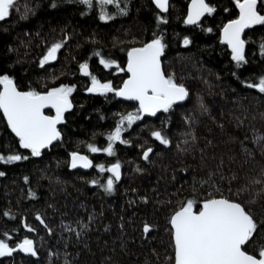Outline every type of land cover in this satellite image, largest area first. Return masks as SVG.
<instances>
[{"label": "trees", "instance_id": "trees-1", "mask_svg": "<svg viewBox=\"0 0 264 264\" xmlns=\"http://www.w3.org/2000/svg\"><path fill=\"white\" fill-rule=\"evenodd\" d=\"M190 1L170 0L168 12L161 14L151 0H118L119 8L97 0L91 8L79 0H17L0 22V76H9L22 92L45 93L61 85L75 89L69 97L72 109L57 127L61 139L38 157L19 146L0 111V154L28 157L0 163L5 173L0 176V240L16 247L31 239L36 250L33 257H0V264H174L173 214L189 200L198 211L205 200L221 197L240 203L257 222L254 240L243 249L259 257L264 247V93L247 85L264 78V25L243 35L245 62L237 66L220 40L227 18L236 14L213 12L186 26ZM206 1L216 8L221 0ZM259 5L264 14V0ZM103 13L112 18L102 20ZM157 38L165 45L162 70L184 85L189 97L131 128L125 122L127 143H115V155L92 153L89 145L108 146L121 116L137 113L139 105L121 101L114 92H89L91 77H80V64L88 63L101 83L118 89L127 72L106 69L99 59L126 69L127 52ZM60 41L66 43L55 64L41 67L45 52ZM153 131H161L169 145L156 141ZM148 148L153 151L144 160ZM72 153L89 157L90 171L71 170ZM116 162L121 179L108 193L104 185L110 174L100 173L98 166ZM145 225L150 232L143 231Z\"/></svg>", "mask_w": 264, "mask_h": 264}, {"label": "snow or ice", "instance_id": "snow-or-ice-1", "mask_svg": "<svg viewBox=\"0 0 264 264\" xmlns=\"http://www.w3.org/2000/svg\"><path fill=\"white\" fill-rule=\"evenodd\" d=\"M80 3L91 8L94 0H79ZM101 5H114L119 8L118 0H98ZM260 0H236L239 9V18L231 21L223 27L222 43L231 49L232 60L237 66L245 62V41L241 38L245 29L254 25H264V14L258 11ZM156 7L161 12H168L169 0H154ZM17 0H0V22L9 16ZM55 7V5H53ZM124 10L121 9V12ZM215 9L206 0H191V7L186 19L189 25H198L205 14L212 15ZM100 18L107 21L112 17L103 13ZM162 23L166 20L161 18ZM211 31V29H208ZM66 41L53 43L41 59L40 66L54 62L57 54L64 47ZM187 46L190 41H183ZM165 45L161 39H154L140 48L128 51L126 69L120 68L114 61L101 57L99 63L104 68L116 67L120 71H127L129 78L123 82L120 89H114L112 84L101 83L89 71V64H80V71L84 76L91 77L89 92L105 95L114 92L124 100L138 102L137 113H128L121 116L115 131L107 137L109 143L104 149L89 145L92 153L105 152L108 156L115 155L113 145L117 142L127 143L122 139V132L143 119L144 116H156L159 112L168 113L174 105L180 104L189 97V92L184 85L166 76L161 67L160 57L164 53ZM264 48V45H262ZM100 56L99 53H95ZM0 111L7 120L11 131L19 140V146L30 150L32 156H40L43 149L49 148L55 141L61 139L57 125L64 123V114L72 109L69 99L74 86L61 85L52 88L45 93L36 91L22 92L7 75L0 76ZM248 87H256L260 93H264V78L256 85L248 84ZM201 108L204 106L201 104ZM45 109H54L55 116L45 114ZM206 110V109H205ZM152 137L162 145H169V139L161 131H153ZM260 139L259 137L257 138ZM152 148L143 153V159L148 160ZM28 159L20 154L2 155L0 163L12 164L20 160ZM71 167L91 168L93 163L86 156L72 153ZM100 173H110L104 190L113 192L115 184L121 179V165L119 162L110 167L98 166ZM5 175L0 171V176ZM93 184L98 183L93 181ZM8 215V213H5ZM37 219L43 223L39 216ZM173 230L175 249V264H264V247L259 251V258L248 254L243 246L254 240L258 224L249 211L236 201L226 198H210L202 203L198 211L194 210V201H187L186 205L177 210L170 219ZM72 230V229H69ZM28 231L33 229L28 228ZM143 231H151L150 226L145 225ZM15 251H22L33 256L36 250L31 239H24L18 248L9 246L0 240V257L11 256Z\"/></svg>", "mask_w": 264, "mask_h": 264}, {"label": "water", "instance_id": "water-1", "mask_svg": "<svg viewBox=\"0 0 264 264\" xmlns=\"http://www.w3.org/2000/svg\"><path fill=\"white\" fill-rule=\"evenodd\" d=\"M169 2H170V0H169ZM151 3H152V6H154V8L156 9V10H158L161 14L162 13H164V12H161L157 7H156V5H155V3H154V0H151ZM190 7H191V1L189 2V4H188V6H187V12H186V16H185V25L187 26H196V25H189V24H187L186 23V19H187V16H188V13H189V10H190ZM203 18H204V16L203 17H201V20H200V22L203 20ZM239 18V16L237 17V19ZM234 21V20H233ZM199 22V23H200ZM231 22V21H230ZM230 22H228V23H230ZM228 23H226L225 25H227ZM224 25V26H225ZM223 26V27H224ZM223 27L221 28V31H220V40L222 41V39H223ZM250 28H248V29H245L244 30V33L242 34V37H243V35L249 30ZM241 37V38H242ZM147 44V43H146ZM145 44V45H146ZM224 44V43H223ZM144 45V46H145ZM227 48H228V50L231 52V49H230V47L228 46V45H226V44H224ZM130 51V50H129ZM46 53H47V51L45 52V54H44V56L46 55ZM128 53V52H127ZM127 55V54H126ZM43 56V57H44ZM160 59H161V57H160ZM55 62H56V60L54 61V62H51V63H48L49 65H54L55 64ZM127 62H128V56H127V61H126V64H125V66H127ZM127 72V71H126ZM79 75H80V77H82V78H87L88 76H84L82 73H81V71L79 70ZM129 73H127V78L125 79V80H127L128 78H129ZM124 80V81H125ZM123 81V82H124ZM122 86H123V83L120 85V87H119V89L120 88H122ZM2 88H3V86L1 87V89L0 90H2ZM117 98L118 99H120L121 101H127V102H134V103H137L138 104V102H136V101H128V100H124V99H122L121 97H118L117 96ZM177 105H179V104H177ZM48 110H51V111H54L55 112V110L54 109H45L44 111H48ZM159 113H161V112H159ZM1 114H2V116H4L3 115V113H2V111H1ZM158 114V113H157ZM145 118H153V116H144ZM5 118V117H4ZM6 119V118H5ZM7 121V120H6ZM12 132V131H11ZM12 135L14 136V137H16L15 136V134L12 132ZM56 142V141H55ZM54 142V143H55ZM78 154V153H77ZM79 155H81V154H79ZM72 156V155H71ZM71 156L69 157V159H68V165H69V167L71 168V170H79V171H81V172H88V171H90V169L91 168H83V167H77V168H72L71 167ZM82 156H85V155H82ZM87 157V156H86ZM88 158V157H87ZM89 159V158H88ZM110 174V173H109ZM111 175V174H110ZM174 215V214H173ZM170 229H172L171 228V225H170ZM172 239H173V230H172ZM22 243V242H21ZM20 244V243H19ZM19 244H17L16 245V248H18V246H19ZM173 250H174V264H175V249H174V240H173ZM13 254H18V255H20L21 257L22 256H24V257H33V255H31V254H27V253H24V252H22V251H15V252H13ZM6 257H8V256H6ZM257 258H259V257H257Z\"/></svg>", "mask_w": 264, "mask_h": 264}, {"label": "flooded vegetation", "instance_id": "flooded-vegetation-1", "mask_svg": "<svg viewBox=\"0 0 264 264\" xmlns=\"http://www.w3.org/2000/svg\"><path fill=\"white\" fill-rule=\"evenodd\" d=\"M206 3H207V1H206ZM212 7V6H211ZM258 8H262L263 6H260L259 5V3H258V6H257ZM215 9V11L214 12H219V11H221L222 12V14L223 13H230V12H233L234 14H236V17L235 18H233V15H230L227 19H228V22H230V21H233V20H236L237 19V17L239 16V9H238V7H237V3H236V0H221V1H219L218 2V4H217V6H216V8H214ZM231 10V11H230ZM205 16H208L207 14H205L204 15V17ZM227 22V23H228ZM242 39H243V37H242ZM244 40V39H243ZM127 60V59H126ZM46 65V64H45ZM47 65H49V64H47ZM2 87V86H1ZM45 114L46 115H49V116H54L55 115V112L54 111H51V110H48V111H45ZM57 127H58V125H57ZM44 150V149H43ZM72 155V154H71ZM71 155H69V157L71 156ZM82 155V154H81ZM84 155V154H83ZM89 158V157H88ZM89 160H90V158H89Z\"/></svg>", "mask_w": 264, "mask_h": 264}, {"label": "rangeland", "instance_id": "rangeland-1", "mask_svg": "<svg viewBox=\"0 0 264 264\" xmlns=\"http://www.w3.org/2000/svg\"><path fill=\"white\" fill-rule=\"evenodd\" d=\"M97 1H98V0H97ZM47 51H48V50H47ZM42 58H43V57H42ZM58 87H59V86H58ZM90 87H91V78H90V81H89V88H90ZM118 89H119V88H118ZM48 90H50V89H47V91H48ZM47 91H45V92H47ZM54 116H55V115H54ZM113 132H114V131H113ZM108 143H109V141H108ZM106 147H107V146H106ZM106 147H105V148H106ZM110 166H111V165H109L108 167H110Z\"/></svg>", "mask_w": 264, "mask_h": 264}]
</instances>
